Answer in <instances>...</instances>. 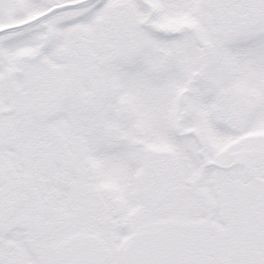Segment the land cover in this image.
<instances>
[{"label": "snow or ice", "instance_id": "obj_1", "mask_svg": "<svg viewBox=\"0 0 264 264\" xmlns=\"http://www.w3.org/2000/svg\"><path fill=\"white\" fill-rule=\"evenodd\" d=\"M0 264H264V0H0Z\"/></svg>", "mask_w": 264, "mask_h": 264}]
</instances>
